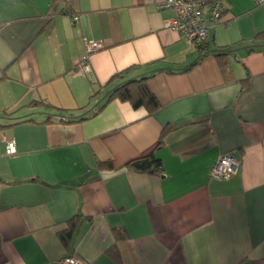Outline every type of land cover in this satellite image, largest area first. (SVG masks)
<instances>
[{
  "label": "crops",
  "instance_id": "0c3cea01",
  "mask_svg": "<svg viewBox=\"0 0 264 264\" xmlns=\"http://www.w3.org/2000/svg\"><path fill=\"white\" fill-rule=\"evenodd\" d=\"M161 1L0 0V264L66 254L83 264H264V4L225 0L208 29L202 53L225 47L224 74L212 54L197 62ZM82 37L101 46L86 54ZM85 54L89 70H75ZM192 62L148 77L153 114L113 99L87 119L59 118L90 115L125 68L140 66L128 78ZM149 153L162 175L126 168ZM222 153L237 169L210 178ZM75 216L63 245L58 233Z\"/></svg>",
  "mask_w": 264,
  "mask_h": 264
},
{
  "label": "trees",
  "instance_id": "16d2710c",
  "mask_svg": "<svg viewBox=\"0 0 264 264\" xmlns=\"http://www.w3.org/2000/svg\"><path fill=\"white\" fill-rule=\"evenodd\" d=\"M196 48L201 53L199 55V60L197 62H199L204 56L208 54H212L217 59L221 72L226 74L228 68V62L226 61L228 50L225 47H214L207 50L205 53H202L203 50L208 49V44L205 41L204 43L196 46ZM197 62H192L191 64L182 67H177L172 65L159 66L151 69L147 73H143L128 78H125V76L131 70L137 69L140 66L133 65L128 68H125L119 72L112 74L108 79V81L102 86V89H105L106 91L105 100L90 115L86 116L89 110H86L82 115H78V116L72 114V112H69L67 110H60L59 118L67 122L87 119L95 115L98 111H100L107 103H109L113 99H118L123 102H128L135 108L143 107L149 115L153 114L160 107V104L148 86L147 83L148 77L160 71H166V72L187 71L190 68V66L194 65ZM152 64H156V63L151 62L149 65ZM117 79H121V80L115 82ZM98 93L99 90L93 91V93L90 95V98L95 97ZM37 102L43 104L45 103L43 101L42 102L34 101L33 103H37ZM49 120L50 117H48L46 121ZM168 130H169L168 127H164L162 129L159 135L157 147H159L163 143L164 136ZM97 166L106 167L108 169L112 168V165L109 161H98ZM126 168L128 170H132L135 172L146 173L155 176H160L163 173V166L161 160L157 158L154 155V153H149L148 155L130 160L129 162L126 163ZM76 221H77V217L76 216L72 217L67 221V227L58 233V237L63 245H67L70 239L72 238L76 226ZM67 255L68 254L63 256H67Z\"/></svg>",
  "mask_w": 264,
  "mask_h": 264
},
{
  "label": "built area",
  "instance_id": "2783aa9c",
  "mask_svg": "<svg viewBox=\"0 0 264 264\" xmlns=\"http://www.w3.org/2000/svg\"><path fill=\"white\" fill-rule=\"evenodd\" d=\"M257 4H264V0H254ZM159 9L169 10L172 14L166 20V25L179 32L183 38L196 47L204 43L208 37V29L217 26L225 11V0H163L157 4ZM79 15H72V20L78 21ZM86 48V54L101 46L97 40L82 37ZM78 62L74 69L80 72L89 70L86 63L87 56ZM5 154L16 152L13 140L4 139ZM238 166V160L229 153L219 154L209 168V177L215 179H227L233 174ZM59 264H83L82 260L67 255L59 259Z\"/></svg>",
  "mask_w": 264,
  "mask_h": 264
}]
</instances>
